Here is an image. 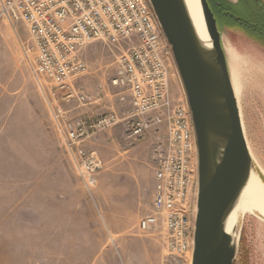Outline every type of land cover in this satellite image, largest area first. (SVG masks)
<instances>
[{
    "label": "rangeland",
    "instance_id": "374dc122",
    "mask_svg": "<svg viewBox=\"0 0 264 264\" xmlns=\"http://www.w3.org/2000/svg\"><path fill=\"white\" fill-rule=\"evenodd\" d=\"M219 30L264 188V47L239 29ZM26 37L21 23L14 29L0 20V264H163L157 241L136 233L150 204L153 132L133 144L119 125L94 135L87 147L98 151L102 168L91 196L21 58ZM122 48L96 41L81 50L89 73L80 83L88 91L115 73ZM169 88L174 100H185L174 63ZM59 209L78 213H52ZM237 231L235 264H264V218L237 215Z\"/></svg>",
    "mask_w": 264,
    "mask_h": 264
},
{
    "label": "built area",
    "instance_id": "2783aa9c",
    "mask_svg": "<svg viewBox=\"0 0 264 264\" xmlns=\"http://www.w3.org/2000/svg\"><path fill=\"white\" fill-rule=\"evenodd\" d=\"M0 20L27 37L21 58L59 132L80 183L92 196L102 168L87 143L119 125L133 144L152 131L153 185L136 233L160 245L163 264H190L197 174L196 146L186 101L172 98L173 58L147 0H0ZM100 41L122 48L115 73L88 91L81 50ZM115 97V104L106 98ZM102 106L99 113L76 111Z\"/></svg>",
    "mask_w": 264,
    "mask_h": 264
},
{
    "label": "water",
    "instance_id": "95a60500",
    "mask_svg": "<svg viewBox=\"0 0 264 264\" xmlns=\"http://www.w3.org/2000/svg\"><path fill=\"white\" fill-rule=\"evenodd\" d=\"M147 2L170 49L194 131L197 174L190 264H234L239 232L236 224L234 235L227 233L224 223L250 173L260 174L244 136L219 25L208 0H199L211 39L205 47L185 0Z\"/></svg>",
    "mask_w": 264,
    "mask_h": 264
},
{
    "label": "bare ground",
    "instance_id": "6f19581e",
    "mask_svg": "<svg viewBox=\"0 0 264 264\" xmlns=\"http://www.w3.org/2000/svg\"><path fill=\"white\" fill-rule=\"evenodd\" d=\"M185 3L200 42L205 47H210L211 39L206 29L199 0H185ZM246 213H257L264 218V188L258 181L254 171L250 173L234 207L225 220V231L234 235L237 215Z\"/></svg>",
    "mask_w": 264,
    "mask_h": 264
},
{
    "label": "trees",
    "instance_id": "16d2710c",
    "mask_svg": "<svg viewBox=\"0 0 264 264\" xmlns=\"http://www.w3.org/2000/svg\"><path fill=\"white\" fill-rule=\"evenodd\" d=\"M211 9L219 26L239 29L264 47V0H218Z\"/></svg>",
    "mask_w": 264,
    "mask_h": 264
},
{
    "label": "crops",
    "instance_id": "0c3cea01",
    "mask_svg": "<svg viewBox=\"0 0 264 264\" xmlns=\"http://www.w3.org/2000/svg\"><path fill=\"white\" fill-rule=\"evenodd\" d=\"M116 103V100L115 99H111V100H108V101H106V104L107 105H110V104H115ZM103 110V107L102 106H95V105H90V106H86V107H82V108H76V110H75V112L76 111H82V112H89V113H99L100 111H102ZM136 154V153H135ZM132 166H135V164H132ZM68 168H69V166H68ZM69 169H71V168H69ZM133 169L135 170V167H133ZM101 174V173H100ZM100 174L99 175H97L96 176V178L97 177H99L100 176ZM133 174H135V173H133ZM133 179H135V175H133ZM132 179V180H133ZM133 186H134V184H133ZM137 188V187H136ZM135 188V189H136ZM117 210H119V209H117ZM47 213V212H46ZM52 213H78V212H75V211H63V210H61V209H59V210H54Z\"/></svg>",
    "mask_w": 264,
    "mask_h": 264
},
{
    "label": "flooded vegetation",
    "instance_id": "af4514ba",
    "mask_svg": "<svg viewBox=\"0 0 264 264\" xmlns=\"http://www.w3.org/2000/svg\"><path fill=\"white\" fill-rule=\"evenodd\" d=\"M227 1H229V0H227ZM236 1H237V0H235V1H229V2L234 3V2H236ZM208 2H209L210 6H211L212 8H214V7L218 4V0H208Z\"/></svg>",
    "mask_w": 264,
    "mask_h": 264
}]
</instances>
